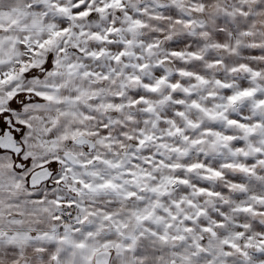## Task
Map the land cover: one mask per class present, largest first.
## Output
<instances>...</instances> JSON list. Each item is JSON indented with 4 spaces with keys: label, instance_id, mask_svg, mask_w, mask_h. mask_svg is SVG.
<instances>
[{
    "label": "snow or ice",
    "instance_id": "snow-or-ice-1",
    "mask_svg": "<svg viewBox=\"0 0 264 264\" xmlns=\"http://www.w3.org/2000/svg\"><path fill=\"white\" fill-rule=\"evenodd\" d=\"M0 264H264V0H0Z\"/></svg>",
    "mask_w": 264,
    "mask_h": 264
}]
</instances>
